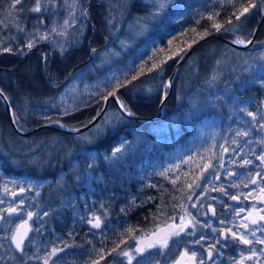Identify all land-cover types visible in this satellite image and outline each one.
Returning a JSON list of instances; mask_svg holds the SVG:
<instances>
[{"label":"trees","instance_id":"16d2710c","mask_svg":"<svg viewBox=\"0 0 264 264\" xmlns=\"http://www.w3.org/2000/svg\"><path fill=\"white\" fill-rule=\"evenodd\" d=\"M98 1L40 0L41 11L33 12L30 9L35 7V0H23L15 8L11 7L14 0H0V90L20 129L31 131L60 123L83 127L99 115L113 91L133 115L158 118L168 93L165 86L187 50L218 33L231 41L248 42L264 13L261 0H167L163 9L159 0H106L108 4L102 6L97 5ZM252 3L257 7L249 8L237 21L233 14L239 15ZM213 24L221 25L220 29ZM232 25L237 28L225 31ZM29 42L31 49L27 47ZM115 54L118 59L113 61ZM228 54H236L241 63L232 62ZM154 64L163 71H148ZM221 66L228 67L225 76L219 77ZM237 70L248 76L238 78ZM262 73L264 25L255 45L247 50L233 49L218 40L200 47L179 72L173 95L165 104L164 117L157 123L128 120L111 103L108 118L84 134L72 136L50 129L24 138L13 131L0 99V189L13 183L25 191L28 202L31 198L40 200L42 206L34 224L42 222L43 213H51L55 222L59 216L60 232L69 239H74L70 236H75L72 229L77 230L76 223L80 221V227H84L83 221L92 212L91 195L114 194L117 205L101 204L109 210L110 220L115 214L118 216L113 220V233H119L124 224L129 226L118 234L113 246L103 241L104 249L88 258L86 264H98L107 252H112L108 258L116 263L112 256L119 241L128 243L140 231L176 216L181 205L199 200L203 193L202 187L199 190L200 173L209 163L202 157V143L206 140L202 135L216 127L224 132L221 134H227L219 152L224 147L232 149L238 137L234 113L246 117V112L256 111L264 99V86L259 81ZM133 76L138 79L132 80ZM117 82L124 86L117 89ZM212 101L220 102L221 109L212 110ZM40 135L49 143L34 149L29 144ZM135 143L139 148L134 153ZM123 145L130 149L126 160L133 162L129 167L139 168L136 174L140 180L127 178L123 164L113 163V152ZM53 147L57 150L51 152ZM33 150L40 153L30 156ZM40 156L52 160L38 170L29 162ZM88 163L82 172L89 171V178L78 181L74 170L78 172L79 165ZM54 170L55 177L70 189L63 198L51 194L54 183L48 187L43 184L54 179L49 176ZM139 184L150 192L148 204L141 206L136 193ZM9 199L0 197V201ZM136 215L143 216L137 231L131 224ZM2 227L0 224V230ZM106 229L110 230L108 225ZM83 232L78 238H85L82 243L88 245L95 238ZM0 239L6 240L2 231ZM9 252L13 261H18L21 252L14 248ZM3 258L0 264H5L6 256Z\"/></svg>","mask_w":264,"mask_h":264},{"label":"rangeland","instance_id":"374dc122","mask_svg":"<svg viewBox=\"0 0 264 264\" xmlns=\"http://www.w3.org/2000/svg\"><path fill=\"white\" fill-rule=\"evenodd\" d=\"M158 1V0H156ZM106 0H99L97 5L102 6ZM130 2V0H128ZM161 0L158 1L160 5ZM106 4H108L106 2ZM112 8V6H111ZM145 18V17H143ZM193 19V18H192ZM232 58V62L235 63H241L236 59V54H228ZM118 59V55L115 54L112 57V60L115 61ZM237 66V64H235ZM228 66H221L217 73L219 77L225 76L226 74V69ZM234 66H232L233 68ZM238 70L236 71V73ZM238 78H246L245 76H248L244 71H239L237 73ZM176 82V80H175ZM211 101V100H210ZM117 102L119 105L121 104L120 99H117ZM213 102V101H212ZM111 103H114L111 101L103 114V110L99 113L97 117H99V120L87 130H91L94 128L101 120H106L109 116V107ZM116 105V103H114ZM213 108L212 110H219L221 103H212ZM117 106V105H116ZM118 107V106H117ZM221 109V108H220ZM124 110V109H123ZM132 117H135L132 113ZM112 118L110 116L109 120ZM128 120H131L127 117H124ZM140 118V117H136ZM134 121V120H131ZM136 123H140L138 121H134ZM110 125V124H109ZM65 128L68 129V127L64 126ZM244 125L243 121L241 122V125L236 129L237 131V139L235 140L233 146L238 147L241 143L246 142V139L248 137L247 135H243V133H246L244 130ZM204 139H206L202 144L203 146L205 145L204 150L202 151V157L209 160V166L206 167L203 172L201 173V180L200 182L205 179L208 180L210 179L211 173L215 171L216 168V163L218 162L219 156L221 158L224 156V149L228 147H224L221 151V154L219 152V147L221 143L225 142L227 140L226 135L221 134V130L216 128V127H210L209 130L202 135ZM30 138V137H26ZM44 136H41L36 138L34 142H31L32 144L29 145H34V149L38 148L41 144H48L49 141L45 142L43 141ZM44 143H43V142ZM51 142V141H50ZM222 143V144H223ZM58 145V144H57ZM60 145V143H59ZM121 152L116 154V157L113 158V155L111 156L113 159V162H118L122 161L124 168L122 169L124 172V175L127 178H132L135 180H140L141 177H139V174H136L137 169L139 168H131V164L133 162H128L126 160V155L129 153V147L128 146H121ZM133 152L135 153L138 148L139 144H134L133 147ZM218 148V149H217ZM57 147H53L52 151H56ZM40 150H33L32 154L30 156L36 155ZM64 151V150H63ZM60 151V152H63ZM206 151V152H205ZM219 152V153H218ZM29 156V155H28ZM50 156V155H49ZM44 158L43 156L33 158L30 160L29 163L32 164V166H35L38 170H41L42 167L45 165H49L47 163L50 162V158ZM25 157V155H24ZM204 158V159H205ZM52 160V158H51ZM128 162V163H126ZM222 164V161L221 163ZM90 163L85 164V165H79L78 172L75 169L74 170V177L78 181H82L83 178H89L90 172H82L85 171L89 167ZM129 168H128V167ZM29 167V166H28ZM135 169V171H133ZM54 174H49L50 177H54L53 180L50 178L47 180L46 183H43L45 187H48L49 184L54 183L55 187L53 188L54 190L52 191L51 194H58L60 198H63L64 193L70 192V189H68L64 182L59 180L58 177L56 178V173L57 170H54ZM218 171V170H217ZM216 171V173H217ZM126 173V174H125ZM134 173V174H133ZM147 174V172L145 173ZM221 173H217L214 178L216 179ZM230 173H228L229 175ZM199 182V184H200ZM127 183L131 186H133L131 183L127 181ZM139 190L136 192L137 193V202L139 206L142 204L146 203L148 204L149 202V195L150 192H147L141 184H139ZM15 184H5L3 185V188L0 189V197L5 196L6 198H11L9 200H1L0 201V215L2 217L0 218V224H3V227L0 231L3 232V236L6 238V240H1L0 239V250L2 254L0 253V256H6V261L5 264H86V261L88 258L96 254L99 249L102 250L105 247V243H110V245L113 244L114 240L118 236V234L124 230L127 226L124 224V228L119 231V233L114 232L113 233V228L115 224L113 223V220H115L118 216L115 214L113 218L110 220V215H109V210L105 208L106 203H113V206L117 205L118 198L113 199L112 195L110 193H106L105 196L102 194L98 193L95 195H91L90 200H91V210L92 212L88 215L87 219L83 221V226L80 227V221L76 223L77 230L72 229L73 232H75V236H70L74 237V239H69L67 237H63V234L60 232V224L58 223L61 219V217H57L59 220L55 222L50 216L51 213H43V218H40V221L42 220L41 223H39L37 226L34 224V221L31 222V231L28 237V240L26 244L22 247L21 251V256L20 258L16 259L18 261H13L12 258H14L10 252L8 253L9 250L13 249L12 245V236L15 234L18 226L20 223L23 221L27 220L29 218L28 214L32 213L31 217H35L38 215V208L42 205L41 201L35 198H31V201L28 202V197L25 194L24 196H16L12 198V194L19 192L20 186L14 187ZM57 188V190H56ZM21 194V193H20ZM147 194V195H146ZM40 198V196H39ZM43 199H45L43 197ZM101 204H104L102 206ZM195 205V206H193ZM15 208V212H10L9 210ZM48 208V207H47ZM59 208V206H58ZM141 208V207H140ZM63 209H71V207H63ZM137 209V208H136ZM47 210V209H46ZM177 214L176 216H173L171 219L164 220L162 222L156 223L153 227H150L149 230L143 231L142 233H137L135 238L127 240L128 243L122 244V240L119 241L117 244H120L119 247H116L115 254L118 255L121 251H127L132 257L131 264H138V261L140 264H145V261L141 259V255L137 254L135 249L137 247H145L147 244L152 243L162 237L167 236L168 237V246L169 243L177 238H182L183 240L185 239V234L187 233L188 230L190 232H193L192 238H194L197 234V227L194 223H196V218L194 217V214H197L199 216H202L203 213V208L199 207V204L196 203L193 200H190L187 202L185 205H181L177 209ZM45 211V210H44ZM142 215V214H141ZM141 215H136L133 223H131L134 226L136 231L141 228L140 223L142 222L143 216ZM107 217V218H105ZM98 218V220H97ZM106 219V220H104ZM91 221L92 223H89ZM3 222V223H2ZM99 222L100 227H94L93 225L95 223ZM194 224V225H193ZM106 225L110 228L109 231L106 229ZM132 228V227H131ZM131 228L126 229L128 232H131ZM182 229V230H181ZM125 230V231H126ZM84 231L83 233L90 234V236H94L92 238H95L92 240L88 245H84L82 242H85V238L82 239V241L79 240L78 236H81V232ZM175 233H179L176 235ZM125 234V232H124ZM123 234V235H124ZM54 238H50V237ZM104 236H106L104 238ZM69 237V236H68ZM103 239V240H102ZM104 241V242H103ZM82 243V244H81ZM83 245V246H82ZM113 246V245H112ZM117 246V245H116ZM55 249V252L53 250ZM68 252L66 254L65 251ZM77 251V254H70V251ZM160 250L161 252H165L166 248H152L147 250L143 256H148L149 252L152 253V255H156ZM112 252L106 253L103 255L104 258L101 259V261H104L106 258H108ZM73 256V257H72ZM123 256V255H122ZM124 259L128 261V257L124 256ZM163 264V263H160Z\"/></svg>","mask_w":264,"mask_h":264},{"label":"flooded vegetation","instance_id":"af4514ba","mask_svg":"<svg viewBox=\"0 0 264 264\" xmlns=\"http://www.w3.org/2000/svg\"><path fill=\"white\" fill-rule=\"evenodd\" d=\"M248 112L254 113L255 119ZM237 115L235 112L233 116L236 120L242 117ZM261 124H264L263 101L256 111L246 112L243 120V130L248 133L246 142L241 143L235 153L226 152L230 166L217 182L212 201L204 203L203 210L209 220L194 223L198 231L194 238L193 232L188 230L184 240L180 237L171 241L165 252L157 250L160 252L150 257L153 264H201V261L203 264H264V253L260 251L264 249V243L257 242L264 240V231L261 230L264 229V220L260 219L264 216V161L258 159L264 156V128ZM234 196L237 199H232ZM210 208L214 210L212 217L208 213ZM252 220L257 223L252 224ZM253 231L255 236L251 235ZM232 233L236 236L233 237ZM241 235L251 243L244 244ZM253 248L257 250L255 254L250 251ZM209 251L211 259L208 258ZM193 252L196 253L194 259Z\"/></svg>","mask_w":264,"mask_h":264},{"label":"snow or ice","instance_id":"6c2138e0","mask_svg":"<svg viewBox=\"0 0 264 264\" xmlns=\"http://www.w3.org/2000/svg\"><path fill=\"white\" fill-rule=\"evenodd\" d=\"M22 2H23V0H14V3L11 5V7H12V8H15L16 5L21 4ZM50 2H51V0H50ZM166 2H167V0H161L160 5H159L161 9H163V8L166 6ZM229 2H231V0H229ZM261 4L264 5V0H261ZM256 7H257V5H256L255 3H252V4L249 5V7H244L243 10L239 13V15H236L235 13H234L233 15L235 16V19H236L237 21H240V17L243 16L245 13H247V12L249 11V8H256ZM30 11H33V12H40V11H41V3H40V0H35V7H33L32 9H30ZM209 19H212V17L209 16ZM67 23H68V21L66 20V21H65V24H67ZM228 23L231 25V24H232V20L229 19ZM242 23H243V22H241V24H242ZM213 27L216 28L217 30H219L220 27H221V25H219V24H213ZM236 28H237V25H232V28H226L225 31L235 30ZM45 38H46V37H45ZM235 43H236V44H244L245 41L240 40V39H237V40L235 41ZM249 43H250V41H249ZM32 46H33V45H32L31 42H29V43L27 44V47H28L29 49H31ZM4 50H5V51H11V49H8V48H6V49H4ZM169 58H170V57H169ZM154 69H158V70L161 71V72L163 71V69L160 68V67H159L158 65H156V64H154L151 68H149L148 71L151 72V71H153ZM135 79H138V77H137V76H133V77H132V80H135ZM213 79H215V77H213ZM132 80H129L128 83H131ZM259 81H260L261 85L264 86V73H262L261 76L259 77ZM254 82H255V81H254ZM123 86H124V85L120 84L119 82H117V84L115 85V87H116L117 89H118L119 87H123ZM167 86H170V82H169V85H166L165 87H167ZM149 91H151V89H149ZM109 95L115 97L116 99H119V97H116V93H115V91L110 92ZM2 98H5V97H4V95H3L2 90H0V99H2ZM120 107H121V109H124L125 111H128L127 106H126L125 104L121 103V104H120ZM244 110L247 111V109H244ZM128 114H129V115H132V113H131L130 111H128ZM247 114H248L249 116H252V117L255 119V114H254V113H252V112H248ZM261 128H264V124H261ZM243 135H247V133H243ZM119 152H121V148H117V149L113 152V158H115V157H116V154L119 153ZM258 159L264 161V156H260V157H258ZM245 163H248V161H245ZM173 183H175V181H173ZM252 183H255V180H253ZM189 187H191V185H189ZM189 198H190V197H189ZM232 199H237V197L234 196V197H232ZM193 206H195V205H193ZM9 211H10V212H15L16 209H15V208H12V209H10ZM28 216H29V219H30L31 216H32V213H29ZM260 219H261V220H264V216H261ZM97 220H98V218H97ZM89 223H92V222L89 221ZM251 223H252V224H256L257 221H256V220H252ZM93 226L98 228V227H100V224H99V222H97V223H95ZM20 227H25V226L22 225V226H20ZM244 227L247 228L248 225H244ZM181 230H182V229H181ZM261 230L264 231V229H261ZM229 231H230V230H229ZM24 234H26V232H25ZM175 234L178 235L179 233H175ZM251 235L255 236V231H253V232L251 233ZM232 236L235 237V236H236V233H232ZM12 239L16 242V247H17V248H20V249L22 250L21 245H22V243H23V235L20 233V228H19V227L17 228V232L12 236ZM227 239H228V237L225 236V240H227ZM240 240H241L244 244H249V243H251V241H249L248 239H245L243 235L240 236ZM257 242H258V243H264V240H258ZM217 243H219V241H217ZM157 247H159V248H167V247H168V237H167V236L162 237V238H160V239H158V240H156V241H154V242H152V243L147 244L145 247H137V248L135 249V251H136L137 254H140V255H141V259H142L143 261H145V264H153V262L150 260V257H151V255H152V253L149 252L148 256H143V254H144L147 250L152 249V248H157ZM114 251H115V250H114ZM250 251H251L253 254H255L257 250L253 248V249H250ZM260 251H261V253H264V249H261ZM53 252H55V249L53 250ZM118 255H123V256L128 257V264H131V261H132L133 257H132L127 251H121L120 253H118ZM185 255H187V253H185ZM195 256H196V253L193 252V253H192V258L194 259ZM211 256H212V253H211V251H209V253H208V258L211 259ZM249 259H251V257H249ZM138 264H140L139 261H138ZM201 264H203V261H201Z\"/></svg>","mask_w":264,"mask_h":264},{"label":"water","instance_id":"95a60500","mask_svg":"<svg viewBox=\"0 0 264 264\" xmlns=\"http://www.w3.org/2000/svg\"><path fill=\"white\" fill-rule=\"evenodd\" d=\"M264 24V15H263V18L256 30V33L253 37V39L250 41V43H246V44H236L235 42H232L226 38H224L223 36H221L220 34H213L211 36H208L206 37L205 39L201 40L199 43H197L196 45H194L190 50H188L180 59L179 61L177 62L176 64V67L169 79V82H170V86H169V94L164 98L163 100V103L160 107V111H159V119L163 116V109H164V106L166 104V102L168 101V99L172 96L173 94V89H174V82H175V79L177 78V75L180 71V69L182 68V66L187 62V60L195 53V51L200 48L202 45L210 42L211 40H219L221 42H223L224 44L236 49V50H245V49H248L249 47H251L256 39H257V36H258V33L259 31L261 30L262 26ZM4 95V94H3ZM5 97V95H4ZM5 106L7 107V111H8V115H9V120H10V124L12 126V129L14 130V132L20 136H24V137H30V136H33L35 135L37 132H39L40 130L44 129V128H50V126H46V127H43V128H38V129H35L34 131L32 132H22L18 126L16 125V121H15V117H14V114H13V109L9 103V101L7 100V98H2ZM113 101L114 103H116V105L118 106L120 112L127 118L131 119V120H134V121H138L140 123H150V122H156L158 121L159 119H143V118H136V117H132L131 115H129L125 110L121 109L119 103L117 102V99L113 96H111L109 99H107L105 101V107H104V110H103V114L105 113L109 103ZM99 120V117H97L91 124H89L88 126L84 127V128H81V129H75V130H72V131H65L67 133H70V134H79V133H82V132H85L87 131L89 128H91L97 121ZM25 227H20V233L23 235V241L25 240V237H26V234H24V232L27 233L28 231V224H23Z\"/></svg>","mask_w":264,"mask_h":264},{"label":"bare ground","instance_id":"6f19581e","mask_svg":"<svg viewBox=\"0 0 264 264\" xmlns=\"http://www.w3.org/2000/svg\"><path fill=\"white\" fill-rule=\"evenodd\" d=\"M9 117V116H8ZM10 121V120H9ZM16 125H17V120H16ZM0 253L2 254V252H1V250H0ZM3 255V254H2ZM3 256H0V259L2 258ZM4 258H5V256H4ZM3 258V259H4ZM7 258V257H6Z\"/></svg>","mask_w":264,"mask_h":264}]
</instances>
